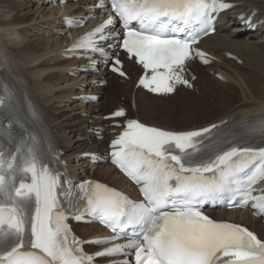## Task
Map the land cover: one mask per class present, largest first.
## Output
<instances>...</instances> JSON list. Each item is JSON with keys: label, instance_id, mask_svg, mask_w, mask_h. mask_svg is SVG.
Returning a JSON list of instances; mask_svg holds the SVG:
<instances>
[{"label": "snow or ice", "instance_id": "obj_1", "mask_svg": "<svg viewBox=\"0 0 264 264\" xmlns=\"http://www.w3.org/2000/svg\"><path fill=\"white\" fill-rule=\"evenodd\" d=\"M108 3L112 9L108 18L73 41L67 51L104 55L100 44L120 38V46L150 72L140 78V85L154 93H171L175 83L187 84L180 73L193 54L207 63L193 45L201 35L215 31L214 14L232 6L224 0ZM96 7L105 8V0ZM116 23L125 30L122 37L106 32ZM96 63L93 60V66ZM120 64L113 59L110 67L125 75ZM216 127L175 132L127 121L126 129L112 141L111 157L141 184L143 199L133 201L100 183L79 185L78 199L86 200L85 210L112 230L110 239L129 237L94 254L86 253L83 244L107 243L108 238L81 241L71 231L60 200L61 174L34 146L18 150L19 164L17 155L6 163L0 150V194L7 195V202L0 203V264H91L94 256L123 254L126 249L133 250L135 264H264V240L246 227L214 221L200 210L210 202L238 206L251 201L264 213V195H253V185L264 180V148L224 150L206 142L205 134ZM251 131L264 133V121ZM17 173L29 176L30 182L21 180L17 186Z\"/></svg>", "mask_w": 264, "mask_h": 264}, {"label": "bare ground", "instance_id": "obj_2", "mask_svg": "<svg viewBox=\"0 0 264 264\" xmlns=\"http://www.w3.org/2000/svg\"><path fill=\"white\" fill-rule=\"evenodd\" d=\"M32 1L36 6L34 9L30 8ZM88 1L69 2L67 6L59 8L51 6L46 0H0V63L3 66L0 69V82L10 87L21 108L25 107L26 95H30L35 105L39 107L45 124L53 133L56 144L66 151V157L71 163L75 177H83L85 173H89L91 177L122 187L126 184L124 178L112 166L101 163L97 168L91 169L85 161L78 159V154L106 150L111 135L108 132L110 130L107 126L108 121L102 117L124 105L118 101L119 105L113 110L103 111L115 104L111 101L116 97L117 92L127 95L131 80L138 76L141 67L124 57L123 69L129 75L125 79L109 71H101L98 74L87 73L80 69L84 68L81 66L82 61L65 59L62 56L64 48L69 43L68 37L62 34L64 30L62 15L68 11L83 14L85 10L82 6ZM232 1L241 2L239 6L241 10L255 5L259 9V15L264 14V0ZM78 4L80 6L72 10ZM237 14L238 11L223 14L222 17L228 19L229 23H222L219 30L206 37L202 43V47L217 57L216 61L207 66L196 60L187 63L185 67L187 73L192 72L197 76L193 81L195 91L181 86L171 95H153L132 87L130 95L136 91L137 96V109L132 117L170 130H188L241 113L264 116V25L257 32H246L244 26L236 20ZM22 34L26 37L20 40ZM6 35L12 38L8 37L7 41ZM4 41L6 43H3ZM228 53L237 55V59L241 62L238 63L235 59L227 57ZM209 71L214 77L208 75ZM217 73H222L224 81H231L234 83L232 86L241 91L239 100L232 103L227 108V112L203 122L180 127L160 125L146 121L140 116L153 117L171 112L172 107L166 105L172 99L190 104L193 101L208 99H218L217 101L221 102L225 99L228 103L233 102L231 99L236 96V91L230 87L231 85L215 78ZM96 79L110 80L107 86H99L96 85ZM113 79L116 82L112 81ZM213 82H216L217 86L219 84L222 88H227L228 91L217 92L212 87ZM86 92L97 93L102 98L87 104L80 99H74L75 96ZM65 106L69 111L65 108L61 109ZM165 116L170 120V115ZM182 118L187 121L189 116L186 113ZM96 129L104 131V139H97ZM212 214L220 219L244 223L264 237V225L260 220L252 217L250 211L220 210L212 211ZM76 229L84 237L102 230L96 224H79Z\"/></svg>", "mask_w": 264, "mask_h": 264}, {"label": "rangeland", "instance_id": "obj_3", "mask_svg": "<svg viewBox=\"0 0 264 264\" xmlns=\"http://www.w3.org/2000/svg\"><path fill=\"white\" fill-rule=\"evenodd\" d=\"M24 1H26V0H24ZM34 5L35 4L32 1L30 8L34 9L36 7ZM6 37H7V39H6L7 41H8V37L12 38V36L10 37V35H6L5 38ZM24 37H26V36L24 34H22V35H20L19 39L20 40L22 38L24 39ZM28 37L32 38V36H29V35H28ZM5 41L3 43L7 42V41L6 42ZM207 73H209L208 75L214 77L212 72L209 71ZM188 76L193 77V75L191 73H188ZM215 78H217V77L215 76ZM217 79H219V78H217ZM219 80H221V79H219ZM112 81H114V79ZM221 81L223 83H227L229 86L231 85L230 87L234 88L232 86L234 83H231V81L230 82L224 81V80H221ZM114 82H116V81H114ZM134 82H135V79L133 78L131 80L130 88H129V91L127 92V95H124L120 91L117 92L116 97L111 101V102L114 101L115 104L112 107L105 109L103 112H110L111 110H113V108H115L116 106L119 105L117 103L119 101L125 107L129 108V110H130L129 115L132 116L133 112H136V109H137V108H134L131 104L132 95H130V93H131V88L134 87ZM212 87L219 93H221V90L228 91L227 88H222V86L219 84L217 86L216 82L215 83L213 82ZM190 90L195 91V89H190ZM234 90L236 91V96H234V94H233L234 97L233 96H232L233 98L231 97L232 98L231 100H233V102H231V103L226 102L225 99L223 102L217 101L218 99L217 100L216 99H208V100H200L198 102L193 101L190 104V103L179 102L176 99H172V100H169L167 102V105H166L168 107H172L171 112H169V113L168 112H164V113L162 112L163 114H158V115H155L153 117H148L146 115H140V116L142 118H144L146 121L154 122V123H157L160 125H166V126L169 125V126H174V127H180L182 125H189V124L191 125V123L203 122L206 119L208 120L212 117H215L216 115H219L220 113L227 112V110H228L227 108H229V106L232 103H235L239 100V95L241 94V91H240V89H237V88H234ZM113 93L114 92H111V94H113ZM197 93H199V91ZM109 101H110V99H109ZM64 108L67 109V111H69L68 107H66V106L62 107L61 109H64ZM186 113L189 116V118H187V121H185L182 118L183 115ZM165 115H170L171 116L170 120H167Z\"/></svg>", "mask_w": 264, "mask_h": 264}]
</instances>
